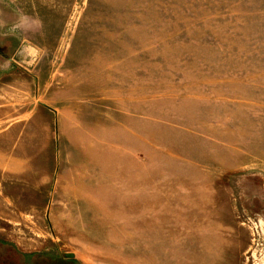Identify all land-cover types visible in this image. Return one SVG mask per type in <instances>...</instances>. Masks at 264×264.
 Here are the masks:
<instances>
[{"label": "rangeland", "instance_id": "1", "mask_svg": "<svg viewBox=\"0 0 264 264\" xmlns=\"http://www.w3.org/2000/svg\"><path fill=\"white\" fill-rule=\"evenodd\" d=\"M0 21V264H264V0Z\"/></svg>", "mask_w": 264, "mask_h": 264}, {"label": "clouds", "instance_id": "2", "mask_svg": "<svg viewBox=\"0 0 264 264\" xmlns=\"http://www.w3.org/2000/svg\"><path fill=\"white\" fill-rule=\"evenodd\" d=\"M29 17L23 12H18L17 19L11 25L13 31L20 30L23 28L24 24L28 21ZM0 27H4V22L0 21Z\"/></svg>", "mask_w": 264, "mask_h": 264}, {"label": "flooded vegetation", "instance_id": "3", "mask_svg": "<svg viewBox=\"0 0 264 264\" xmlns=\"http://www.w3.org/2000/svg\"><path fill=\"white\" fill-rule=\"evenodd\" d=\"M2 40H0V56L1 57H7V56H5L6 53H5V50H4V47H3V44H5V43H3Z\"/></svg>", "mask_w": 264, "mask_h": 264}, {"label": "water", "instance_id": "4", "mask_svg": "<svg viewBox=\"0 0 264 264\" xmlns=\"http://www.w3.org/2000/svg\"><path fill=\"white\" fill-rule=\"evenodd\" d=\"M67 255H71V254H69V253L67 252Z\"/></svg>", "mask_w": 264, "mask_h": 264}]
</instances>
